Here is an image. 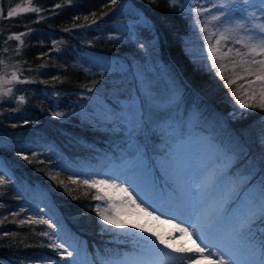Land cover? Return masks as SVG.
I'll list each match as a JSON object with an SVG mask.
<instances>
[{"label":"trees","instance_id":"1","mask_svg":"<svg viewBox=\"0 0 264 264\" xmlns=\"http://www.w3.org/2000/svg\"><path fill=\"white\" fill-rule=\"evenodd\" d=\"M24 2L30 11L0 22L3 34L22 38L17 52L14 43L6 45L2 39L0 55L8 51L6 59L19 63L25 78L13 85L14 102L0 104V136L15 140L0 144V176L7 174L0 183V218L5 216L7 224L0 226V261H61L54 252V242L43 237V223L27 217L32 214L27 201L32 200L38 202L40 211L59 215L51 237L84 250L85 259L92 262L106 256L113 246L106 238H98L100 228L94 213L97 195L85 183L83 168H102L109 163L123 166L130 163L132 150L120 133L92 128L93 116L84 117L75 105L95 95L98 85L111 86L123 97L133 80L127 66H123L124 72L103 75L92 67L90 59L115 57L129 65L130 57H137L143 63L145 44L150 52L146 68L158 69L176 83V91L183 97L179 110L183 117L191 108L198 114L207 108L215 115L214 110L222 115L239 111L233 105L237 93L229 85L226 91L228 82L223 76L202 70L197 56L192 58L188 15L170 0ZM102 97L107 106H117L107 92ZM262 104L257 105V111L242 113L243 117L229 122L242 143L233 147L241 156L236 167L252 160L257 177H264V152L260 151L262 165L254 158L256 152L259 155L256 133L264 125ZM165 126L158 120L155 133L149 136L164 132ZM194 128L209 129L196 123L189 131ZM251 132L253 136L247 138ZM260 132L264 137V129ZM114 246L121 248V244Z\"/></svg>","mask_w":264,"mask_h":264},{"label":"rangeland","instance_id":"2","mask_svg":"<svg viewBox=\"0 0 264 264\" xmlns=\"http://www.w3.org/2000/svg\"><path fill=\"white\" fill-rule=\"evenodd\" d=\"M172 3L179 5L188 15V33L191 40L188 50L193 58L196 57L197 62L202 70L219 76H223L228 82L226 91L229 86L236 91L234 94L237 110L229 111L227 115H222L214 110L213 114L210 108L202 109V113H197L193 108L183 117L180 105L183 97L177 93L178 86L170 78L163 76L158 69L153 67L146 68L144 63L150 61V52L147 46L143 47V63L137 60V57H130L129 65L116 59L115 57L91 58V65L103 75L111 74L115 71L124 72V67H128L131 71V85L123 90L125 96L120 97V91L110 86L108 89L105 85H98L94 88L95 95H91L87 100L75 105V110L84 117L93 116L91 127L96 131L108 130L111 133H120L123 136L128 149H136L138 153L131 159L130 163L123 166L112 164L110 167L102 168H83L82 176L89 186V189L100 197L96 199L95 216L100 228L98 238H106L110 243H117L124 246L116 248L118 252L108 257L133 256L139 252L142 241L139 237H148L149 233L142 232L136 228H117L113 225L106 224L100 219V216L107 215L110 218L116 216L118 219L127 224L138 223L152 229L161 234H167L172 231L171 225L162 223L173 216H180L182 219H190L189 213L192 209L208 208L212 205L223 204L225 210L231 206L232 201L237 196L243 195L249 199L248 201L259 202V190L264 177H257L256 166L251 165L252 160L245 162L241 168L236 167L241 156L237 147L241 145V139L231 129L229 122L243 117V114L257 111V105L262 104L264 109V52L259 47L253 48V45H259L260 29L264 28V11L261 5L264 0H170ZM27 2V1H25ZM24 0H0V22L2 19L9 18L8 12L16 9L17 15L26 13L31 10L29 4ZM254 6H249L251 4ZM22 9H29L22 11ZM199 14L197 13V10ZM219 19H213V17ZM13 17V16H11ZM140 21V18H139ZM0 27V42L16 47L15 52L21 46L22 38L20 35H11ZM3 36V37H2ZM19 37V39H17ZM239 41V42H238ZM154 46L157 47L156 42ZM211 50V51H210ZM8 51H4L0 55V104H8L14 102V86L19 82L25 81L24 74L21 72V65L13 60H8L6 56ZM255 61V62H254ZM227 76V78H226ZM229 85V86H228ZM112 98L116 107L107 106L102 94ZM127 96V97H126ZM135 105L136 111H142L144 116V125L137 126L135 117L129 119L128 113L130 105ZM249 105V107H242ZM241 108V109H239ZM264 116V112L262 113ZM2 112L0 110V117ZM197 117V118H192ZM190 117V118H189ZM183 118V119H182ZM231 119V120H230ZM264 117L262 118V120ZM163 120L166 124L164 128L181 127L184 132L188 131L186 122L201 123L209 128L207 132L202 130L191 131V137L184 134V145L177 149L174 143V133L157 132L154 136L149 133H155V122ZM184 122V125H183ZM252 124L250 128L252 129ZM264 129V125H260ZM259 129V128H257ZM263 129H259L256 133L257 152L254 154L256 162L260 165L263 162L260 151L264 152ZM210 132V133H209ZM253 132V131H252ZM250 136H253V133ZM1 135L3 133L0 132ZM193 137H196L194 139ZM263 137V138H262ZM261 139V140H260ZM15 140L0 136V144H11ZM162 142V144H160ZM160 152L156 154L153 149ZM170 161L181 164L186 167L182 178L177 183L176 178L169 168L162 166L165 158ZM264 158V157H262ZM151 163V164H150ZM250 163V164H249ZM254 164V163H253ZM255 165V164H254ZM1 166V158H0ZM260 167V166H259ZM264 171V168L262 169ZM130 171V172H129ZM7 174H4V176ZM3 175L0 177L5 178ZM211 176L214 180V187L211 193L205 197L203 204L199 203L200 189L198 186L202 184L206 177ZM100 181H107L109 184L123 185L128 188L134 197H137V203L143 201V207H147L149 211H154V215L159 216V220H153L151 217L138 213L135 209L128 205L127 198L118 188L104 187L99 184ZM95 183L97 187L91 185ZM1 187V186H0ZM160 187V188H159ZM169 190L170 195L162 197L161 190ZM162 197V199L160 198ZM28 210L32 212L27 217L29 219L40 221L41 219L49 221L48 224H42L44 229V238L52 240L55 245L63 244L62 239L52 238L51 232L54 231V219L57 215H50L43 210H39L38 202L27 201ZM2 205L0 204V210ZM39 210L40 212H38ZM246 209L237 213L236 217L232 213H228V217L219 223L220 232H225L229 228L235 227ZM36 215L37 217H34ZM61 216V215H60ZM5 216L0 218V226L4 228ZM2 220V222H1ZM35 222V221H34ZM179 223L180 220L173 221ZM259 220L252 225V234H258L264 237V228L257 226ZM36 224V223H35ZM33 226V225H32ZM186 227L188 225H185ZM42 227V228H43ZM125 233H136V236L127 235ZM176 240L173 243H181L185 247L191 246V241L184 237L180 239L178 232L172 233ZM252 235L250 234L247 244H252ZM216 237H209V243H215ZM63 248L55 247V254L59 256L61 261H39L27 264H85L89 262L83 257L84 250H78L74 245L63 244ZM159 246V245H158ZM246 244L242 243L237 251L242 256L244 264H264V256L258 255V251H254L251 247L245 248ZM162 247V246H159ZM60 250V251H59ZM167 251V250H166ZM72 252V256L67 253ZM176 256L178 254L172 253ZM107 258V257H105ZM0 264H6L0 261ZM20 264V263H17ZM23 264V263H22ZM180 264V261H175ZM184 264H209L206 259H198L195 261H185Z\"/></svg>","mask_w":264,"mask_h":264},{"label":"snow or ice","instance_id":"3","mask_svg":"<svg viewBox=\"0 0 264 264\" xmlns=\"http://www.w3.org/2000/svg\"><path fill=\"white\" fill-rule=\"evenodd\" d=\"M255 3L249 5L254 6ZM261 10L264 11V4H260ZM29 9H22V11H28ZM199 9L197 13L199 14ZM17 15L16 9H12L8 12V16ZM213 19H219V17H213ZM19 39V37H17ZM259 45H253V48H260V51L264 52V28L260 29ZM239 42V41H238ZM211 51V50H210ZM255 62V61H254ZM264 63V62H262ZM257 79H264V77H257ZM242 107H249V105H242ZM135 117L136 124L139 127L144 125V116L142 111H136L135 105H130V110L128 113V118L131 119ZM164 132L174 133V143L176 148L179 149L184 145V131L181 127H172L169 125L168 129ZM19 155V153H18ZM27 159V157H23ZM162 166L169 168L174 177L179 183L184 172L187 170L185 166L179 163L170 161L169 158H165L162 161ZM3 177H0V183H3ZM85 183H89L85 180ZM100 185L110 188H118L121 193L127 198L128 205L135 209L138 213L144 216L151 217L153 220H159L160 217L154 215V211H149L147 207H143V201L137 203V197H134L128 188L123 185L109 184L107 181H100ZM92 187H97V184L93 183ZM200 189V199L199 203L203 204L205 197L208 196L213 187L214 180L211 176L206 177L202 184L198 186ZM100 199V197H96ZM240 199L239 196L236 198ZM246 209L245 214L240 219V222L232 228H229L225 232H220L219 223L221 220L228 217V213L231 212V207L227 210L224 209L223 204L212 205L208 208L192 209L189 213L190 219H182L180 216H173L167 221H162V223H168L171 225L172 231L167 234H161L152 229L145 227L144 225L138 223L127 224L126 222L118 219L116 216L111 218L107 215H101L100 219L106 224L113 225L117 228L125 229L128 227L139 229L142 232L149 233V236L155 237V239H149L148 237H139L143 242L139 252L131 257L124 256L119 257H107L100 260V264H175V261L179 260L180 264H184L185 261H195L198 259H206L209 264H244L242 256L238 253L237 249L242 243H246L252 231V225L259 220V222L264 225V182H262L259 190V202L245 201L241 204V209L237 212ZM237 213H232L233 217H236ZM180 220L179 223L173 221ZM39 223L48 224L52 227L49 221L41 219ZM23 223V221H22ZM185 225H188L187 227ZM173 232H178L180 234V239L183 240L187 237L191 241L190 247H185L181 243H173L176 237L172 234ZM43 235H48V233H42ZM127 235L136 236V233H125ZM215 236L216 242L209 243V237ZM162 247H159V246ZM56 248H63V244L55 245ZM251 246L248 247V249ZM167 250V251H166ZM172 253L178 255L174 256ZM68 256H72V252L67 253ZM55 264V262H54Z\"/></svg>","mask_w":264,"mask_h":264}]
</instances>
